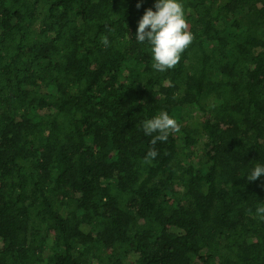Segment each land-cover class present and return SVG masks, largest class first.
<instances>
[{
	"label": "trees",
	"instance_id": "1",
	"mask_svg": "<svg viewBox=\"0 0 264 264\" xmlns=\"http://www.w3.org/2000/svg\"><path fill=\"white\" fill-rule=\"evenodd\" d=\"M178 2L160 72L156 0H0V264H264V0Z\"/></svg>",
	"mask_w": 264,
	"mask_h": 264
},
{
	"label": "clouds",
	"instance_id": "2",
	"mask_svg": "<svg viewBox=\"0 0 264 264\" xmlns=\"http://www.w3.org/2000/svg\"><path fill=\"white\" fill-rule=\"evenodd\" d=\"M139 7V5H137ZM155 11L148 8L138 22L136 42L151 45L154 70L164 72L174 68L181 59V54L193 42L194 36L188 29L183 6L178 0H156ZM107 48L110 41L107 36L101 38ZM145 135L152 136L150 141L155 146L158 141L166 142L169 135L180 132L178 122L167 111H161L151 119L143 121ZM155 134V135H153ZM158 152L150 148L144 157V163H151ZM264 175V166L257 165L247 175L248 181H255ZM258 218L264 222V205L256 208Z\"/></svg>",
	"mask_w": 264,
	"mask_h": 264
}]
</instances>
